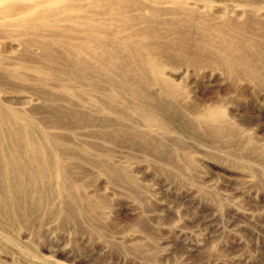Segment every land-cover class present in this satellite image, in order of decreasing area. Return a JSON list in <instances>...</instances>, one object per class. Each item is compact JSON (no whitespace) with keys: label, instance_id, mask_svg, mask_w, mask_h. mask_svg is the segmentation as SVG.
Returning a JSON list of instances; mask_svg holds the SVG:
<instances>
[{"label":"rangeland","instance_id":"1","mask_svg":"<svg viewBox=\"0 0 264 264\" xmlns=\"http://www.w3.org/2000/svg\"><path fill=\"white\" fill-rule=\"evenodd\" d=\"M54 5L0 18V110L50 160L14 179L32 212L0 219V261L264 264V0Z\"/></svg>","mask_w":264,"mask_h":264},{"label":"bare ground","instance_id":"2","mask_svg":"<svg viewBox=\"0 0 264 264\" xmlns=\"http://www.w3.org/2000/svg\"><path fill=\"white\" fill-rule=\"evenodd\" d=\"M8 1V4L0 8V18L6 19L7 25L13 24L22 30L33 29L36 31L44 27L54 28L55 22L46 23L47 18L51 15L63 20H68L70 17V10L66 6L57 13L54 11V3L58 0H29L30 4L23 6L19 4V0ZM104 1L109 6L115 3V0ZM97 2L98 0H95V4ZM79 31L87 32L85 40L91 42L93 35L101 31V28L93 22V19H87L82 23ZM44 48L49 50L51 46L45 43ZM80 51H83V48L79 45L68 49V59L75 65H79L75 60V55ZM23 136L28 138L26 143ZM37 140V137L26 125L14 124L0 110V178L5 179L8 183L6 188H3L0 183V219L5 218L9 225L12 223L11 215H16L20 220L25 221L32 212L28 193L26 190H21L19 184L14 182L15 177L26 174L28 176L26 184L35 187L39 177L44 174L45 168L50 163L49 157L45 153V146ZM0 264L3 262L0 261Z\"/></svg>","mask_w":264,"mask_h":264}]
</instances>
